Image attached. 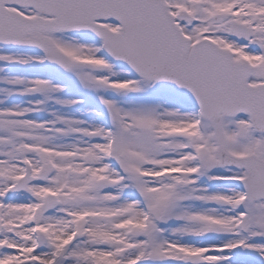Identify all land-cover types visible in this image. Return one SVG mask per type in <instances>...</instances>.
Here are the masks:
<instances>
[{"label":"snow or ice","instance_id":"snow-or-ice-1","mask_svg":"<svg viewBox=\"0 0 264 264\" xmlns=\"http://www.w3.org/2000/svg\"><path fill=\"white\" fill-rule=\"evenodd\" d=\"M0 264H264V0H0Z\"/></svg>","mask_w":264,"mask_h":264}]
</instances>
